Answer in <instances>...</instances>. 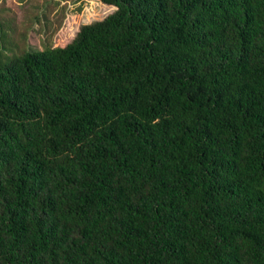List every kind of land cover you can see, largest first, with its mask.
<instances>
[{
    "label": "trees",
    "instance_id": "trees-1",
    "mask_svg": "<svg viewBox=\"0 0 264 264\" xmlns=\"http://www.w3.org/2000/svg\"><path fill=\"white\" fill-rule=\"evenodd\" d=\"M98 1L0 56V264H264V0Z\"/></svg>",
    "mask_w": 264,
    "mask_h": 264
},
{
    "label": "rangeland",
    "instance_id": "rangeland-1",
    "mask_svg": "<svg viewBox=\"0 0 264 264\" xmlns=\"http://www.w3.org/2000/svg\"><path fill=\"white\" fill-rule=\"evenodd\" d=\"M111 9L98 0H0V56L17 46L63 45L81 24L102 18Z\"/></svg>",
    "mask_w": 264,
    "mask_h": 264
}]
</instances>
